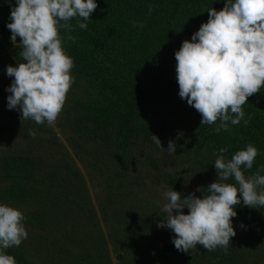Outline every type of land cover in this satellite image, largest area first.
Wrapping results in <instances>:
<instances>
[{"label":"trees","instance_id":"trees-1","mask_svg":"<svg viewBox=\"0 0 264 264\" xmlns=\"http://www.w3.org/2000/svg\"><path fill=\"white\" fill-rule=\"evenodd\" d=\"M97 5L86 29H80L79 18H73V39H63L73 60L75 80L64 106L67 118L58 119L73 139L93 144L94 151L103 156L94 163L112 170L106 180H116L117 188L110 186L117 195L129 186L138 189L139 182H144L143 172L134 169L139 154L164 150L170 140L177 144L175 152L164 151L175 168L165 175L148 171L149 186L155 191L150 190L155 194L162 187V192L174 188L185 196L194 193L203 197L205 188L217 179L212 164L214 153L222 147L227 149V158L249 143L257 148L258 155L246 175L264 165V86L242 105L248 123L242 120L229 126L238 132V140L233 131H214L219 120L201 125L200 113L178 95L174 53L208 20L207 10H221L224 0H97ZM9 15L10 5L0 7V133L15 134L19 142L11 146L5 139L9 144L0 156V202L24 206L23 223L34 236L4 251L14 256L16 264H45L34 256L41 249L44 262L53 254L57 259L52 258V264H82L73 249L88 253L91 242L81 232L96 222L102 238L84 178L62 144L46 136V122L22 121L18 110L6 106L9 93L5 88L12 77L6 75L5 68L20 62L19 49L13 48L11 56L5 47L10 44ZM59 33L64 38L67 30L61 28ZM186 119L189 129L178 135L181 132L173 129L172 122ZM153 134L164 148L154 143ZM145 208H153L149 200ZM236 211L232 218L236 235L227 252L219 247L206 251L200 245L181 252L171 242L175 234L158 228L150 216L145 222L151 220L152 226L144 224L137 231L129 221H123L119 230L125 236L117 233L116 239L127 255V264H264V208L240 204ZM62 253L66 260L59 259ZM89 259L95 261L92 256ZM101 264L105 262L101 260Z\"/></svg>","mask_w":264,"mask_h":264},{"label":"clouds","instance_id":"clouds-1","mask_svg":"<svg viewBox=\"0 0 264 264\" xmlns=\"http://www.w3.org/2000/svg\"><path fill=\"white\" fill-rule=\"evenodd\" d=\"M97 6V0L10 3L6 27L11 32L10 41L19 49L20 62L5 68L6 75L12 77L5 88L9 93L6 106L18 110L22 121L31 119L51 126L57 120L75 80L73 60L63 39H73V18H79L77 26L86 29V21ZM207 12L208 20L175 51V72L179 97L200 113L201 125L219 120L214 128L219 133L242 120L248 123L242 105L264 86V0H224L221 10L211 7ZM61 28L67 30L64 38ZM152 139L164 148L156 135ZM176 146L170 140L166 149L175 152ZM226 152L222 147L214 153L217 179L205 188L203 197L194 193L185 196L174 188L161 193L164 203L157 227L175 234L171 242L181 252H190L197 245L206 251L219 247L227 252L236 235L232 223L236 206L264 208V165L245 174L253 167L257 148L249 143L230 158ZM23 221L22 210L0 202V264H16L14 256L4 250L20 246L27 238ZM239 226L245 227L243 223Z\"/></svg>","mask_w":264,"mask_h":264},{"label":"rangeland","instance_id":"rangeland-1","mask_svg":"<svg viewBox=\"0 0 264 264\" xmlns=\"http://www.w3.org/2000/svg\"><path fill=\"white\" fill-rule=\"evenodd\" d=\"M12 2V0H0V7L9 6L10 3L12 4ZM9 43V45L5 44V47L7 53L12 56V49L16 46L13 45L11 41H9ZM66 98H69L67 94ZM66 105L67 102L65 101L64 106ZM64 106L58 115V118H63L66 120L68 112H64ZM58 118L53 125L49 126L46 124L45 134L47 137L55 139L62 144L64 149L69 154L71 161L73 164H75V168L83 176L89 192L90 201L94 209V216L96 217V221L99 224L102 234V238H100L98 236L96 227L94 226L96 222L92 225H87V227L81 233L85 237H89L88 240L91 242L87 247L88 253H77L74 249L73 253L78 255V259H82V264H101V260H103L105 264H127V255L119 249V243L116 239V234H121V238L125 236L123 232L119 230L123 225V221H129L132 225L131 227L137 231V228L143 227L144 224L145 226H152V219V221L157 222L162 219V217L159 215L162 214L160 209L164 203L161 197L162 187L157 189V194L152 191L154 189L149 186V184H152V180L149 178L151 172L148 171L150 169H154L158 174L165 175L169 172H172V170L175 168V163H173L171 159L168 158V155L165 154L164 150L166 148L164 150H151L149 152L147 151L145 153H140L139 157H137L136 166H134V169L139 170L137 172H140V170L143 172L142 176L144 177V182H139L140 187L138 189L133 188L134 186H129L126 190L121 191V195H117L113 189L117 188L116 180H106L108 179V172L112 170L108 168V165L96 167L94 163L97 158H102L103 156L94 151L93 144H82L80 141H77L76 138L73 139L67 129H64L61 126L60 122L63 120L59 121ZM172 127L176 132L180 131L182 134L183 132H186L187 129H189L187 119L186 122L183 120H173ZM232 131L234 132V137L235 135L238 136V132L233 128H229L226 132ZM165 133V136L169 138L170 133L168 131ZM5 139L11 142V146H14L17 142H19V139L15 134L10 132L0 133V156L2 151H4L8 146L7 144H9V142L5 141ZM235 139L238 140L236 137ZM142 169L146 173H144ZM100 170H103V177L101 174H99ZM152 174L154 175V173ZM125 186H127V184ZM150 188H152V190H150ZM153 194L155 195L153 196ZM147 200H149L150 206H153L151 210L145 208ZM10 205L22 210L23 214L27 212L24 206ZM148 216H150L151 220L149 222L146 220L145 222V219H147ZM25 228L28 232V236L22 242H26L30 236H34L32 229H29L27 225H25ZM54 231L53 234L57 238L64 239L60 232ZM44 243L45 242L43 241V244ZM43 251L44 250L41 249V252L39 254L34 253V256L42 260V262L45 264H52L53 260L51 259L56 257L53 254H50V261L48 260V262H44L40 257L43 255ZM89 256H92L95 261H91ZM58 257L61 260L67 259L64 253Z\"/></svg>","mask_w":264,"mask_h":264}]
</instances>
